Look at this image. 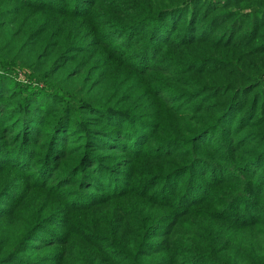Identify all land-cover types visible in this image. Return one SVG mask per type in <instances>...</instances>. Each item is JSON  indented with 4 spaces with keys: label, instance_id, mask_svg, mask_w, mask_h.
I'll return each mask as SVG.
<instances>
[{
    "label": "trees",
    "instance_id": "obj_1",
    "mask_svg": "<svg viewBox=\"0 0 264 264\" xmlns=\"http://www.w3.org/2000/svg\"><path fill=\"white\" fill-rule=\"evenodd\" d=\"M0 264H264V0H0Z\"/></svg>",
    "mask_w": 264,
    "mask_h": 264
}]
</instances>
